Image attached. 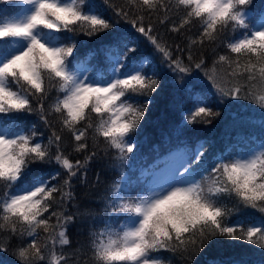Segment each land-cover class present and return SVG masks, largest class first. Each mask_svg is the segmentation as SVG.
I'll return each instance as SVG.
<instances>
[{"label": "snow or ice", "instance_id": "6c2138e0", "mask_svg": "<svg viewBox=\"0 0 264 264\" xmlns=\"http://www.w3.org/2000/svg\"><path fill=\"white\" fill-rule=\"evenodd\" d=\"M126 4L0 0V234L19 237L13 254L20 264H69L72 256L76 264H171L163 255L167 252L190 264L216 237L264 249V216L248 211L264 214V139L245 141L244 148L221 152L211 162L201 143L171 154L163 168L135 184L123 171L161 83L154 60L131 55L140 37L181 80L195 72L194 79L209 82L221 100H249L264 109V11L256 12L253 0ZM173 12L183 13L179 23ZM151 13L168 32L183 34L198 24V35L187 37L183 48L175 45L174 56L155 31ZM122 21L140 37L119 29ZM113 29L114 42L102 50L103 60L92 63L94 52L83 59L74 55L79 35L96 37ZM206 44L226 50L219 54L213 48L211 65L203 53L197 59L192 51ZM187 91L193 104L186 109V124L210 123L219 115L205 90L192 85ZM32 114L48 130L47 142L28 121ZM65 131L72 152L84 153L83 160L66 154ZM101 153L111 155L117 172L102 197L103 214L78 204L69 212L67 205L76 199L73 180L86 185L88 166ZM53 163L59 168L45 172L44 166ZM100 182L97 173L95 183ZM234 213L240 215L230 220ZM80 217L90 221L89 242L66 253L67 228ZM41 231L47 234L42 246ZM8 248L0 241V250ZM81 256L87 258L81 261Z\"/></svg>", "mask_w": 264, "mask_h": 264}, {"label": "trees", "instance_id": "16d2710c", "mask_svg": "<svg viewBox=\"0 0 264 264\" xmlns=\"http://www.w3.org/2000/svg\"><path fill=\"white\" fill-rule=\"evenodd\" d=\"M99 4L101 0H96ZM113 4L117 7H128L126 4V0H112ZM263 6L262 0H253L252 8L257 12ZM106 8V15L112 16V9ZM135 15V11L130 12V17ZM146 13L145 23H148ZM173 20L179 23L180 16L183 13L176 14L173 12L172 14ZM153 23H156V13H151ZM119 28L131 30V26L127 23V21H122L119 25ZM198 24H194L191 26L189 31L182 30L183 34L171 33L167 31L168 25H159L156 23L155 31L159 33L160 37L165 41L169 47L173 49L174 56L178 55L175 51V45L179 44L182 48L188 44L187 37H196L198 35ZM133 33L136 37H140L139 33ZM109 33V32H108ZM108 33H100L96 37H87L83 34L77 37L78 43L97 40ZM140 47H144L149 50L150 54H154L159 60V63L167 66V64L162 62V55L157 53L153 46L150 45L146 41L145 38L140 37L139 41V49ZM213 48H216V52L219 54H225L226 50L223 47L217 48L214 44H206L204 48H193V54L199 59V54L203 53L206 58L207 64L211 65L212 60L214 58ZM185 60L187 57V53H184ZM159 74L157 76L160 79L161 83L159 88L154 92L151 96V103L149 104L144 119L141 121L140 127L137 129L135 137L140 139L149 135L151 132V128L154 126H158L161 130H165L172 122V118L177 113L178 110L182 111L185 107L184 98L188 91L186 87V81H194V77L196 75L193 72L191 75H185L181 80L175 73L171 70L159 68ZM165 71V72H164ZM201 80H203L201 74ZM206 82V80H203ZM55 95V92L52 94ZM221 99L216 95L215 101ZM249 101V100H242ZM214 105V104H212ZM215 112H219L218 109H213ZM31 119V122L37 125L38 132L43 133V139L47 142V136L49 134L48 130L43 127L41 122L39 121V117L35 114L28 116ZM214 121V120H211ZM195 124L189 125L185 122L182 124L187 130L188 126L194 128ZM59 128V125H56ZM181 133V132H180ZM65 142L67 144L66 154L71 153L70 158L75 161L76 159L83 160L84 153H74L72 152V139L69 133L66 131L63 133ZM91 144V141H89ZM44 168H49L51 171H55L59 168L56 164L45 165ZM124 170V169H123ZM97 173L100 174V183H95V177ZM87 184L80 183L78 180H73L74 194L76 199L70 202L67 205V209L69 212H75L76 208L74 205L78 204L83 210L84 208H88L93 210L97 214H103V201L102 197L105 195V190L110 186V182L116 179L117 172L113 169L111 155L104 156L103 153L100 154L96 159L90 162L87 170ZM62 182V181H61ZM53 183H56L54 181ZM229 207L232 206V202H228ZM254 211L255 210H250ZM89 227L90 221L87 218L80 217L74 223L70 224L67 228V235L71 241L69 246L64 247V251L66 253H73L77 249L81 247V245H87L89 242ZM47 234L40 232L39 237L37 238L38 244L41 246L45 242ZM30 239V238H28ZM0 241L9 245L7 250H0V264H20L17 256L13 254V249H15L20 243L19 237L12 236L9 237L8 234L3 233L0 234ZM237 250H241L242 253L246 254L247 257L251 256H263L264 257V249L260 248L258 245L249 244L244 241H233L223 237H216L210 243H208L202 251H199L198 254L194 255L190 261V264H200L202 259L206 255L219 253V254H228ZM169 254L168 257L171 260V264H185V260L179 254H173L167 252ZM90 255V253H89ZM87 257L81 256V261L86 259ZM76 257H70L69 264H76Z\"/></svg>", "mask_w": 264, "mask_h": 264}]
</instances>
